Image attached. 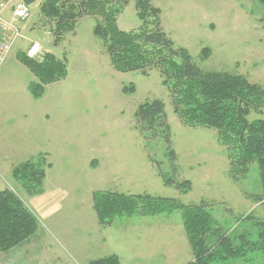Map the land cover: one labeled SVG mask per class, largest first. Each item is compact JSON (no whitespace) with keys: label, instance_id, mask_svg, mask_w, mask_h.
<instances>
[{"label":"rangeland","instance_id":"obj_1","mask_svg":"<svg viewBox=\"0 0 264 264\" xmlns=\"http://www.w3.org/2000/svg\"><path fill=\"white\" fill-rule=\"evenodd\" d=\"M40 1L29 6L30 16L22 23L25 26L23 39L17 42L0 68V189L13 192L31 212L38 224L35 235L44 233L33 248L42 245L40 241L45 235L57 238L53 236L54 230L62 231L61 218L66 212L61 208L71 203L66 194L68 190L81 189L72 196L80 197L77 199L80 202L85 199L81 194L91 185L95 189L93 193L117 192L125 196L169 200L183 207H201L215 221V228L221 235L246 232L250 240L255 241V224L264 222V203L258 201L261 183L257 165L251 163L247 172L235 179L227 149L219 144L216 131L186 126L182 122L173 111L170 91L162 84L157 68L145 70V75L115 71L103 41L93 33L99 20L96 17L79 21L72 32L55 44L52 26L39 14ZM136 2L129 0L118 15L117 26L121 31H137L144 23L153 25V17L147 16L145 22L139 19ZM148 4L159 11L161 30L174 46L189 53L202 72L239 75L264 89L263 4L256 0H148ZM31 42L38 43L41 48L32 60L42 62L46 54H51L61 60L67 70L64 79L44 87L38 101L28 91V85L36 80L18 60L21 54L26 55ZM204 48L208 49V57L201 60ZM131 86L132 90L124 93V89ZM155 99L164 105L169 144L159 131L156 134L143 131L136 124L138 107ZM21 109H57L64 113L68 109L66 128L53 141L62 147L64 157L57 154V150H53L51 159L43 157L45 170L51 167V161L54 167L48 171L46 179L44 170L38 195H29L11 177L15 166L29 160L31 141L39 131L35 122L21 115ZM257 119L264 120V107L248 116L249 121ZM56 155L62 163L54 160ZM114 156L133 158L124 177H97L103 174L100 171L95 172L94 177L95 173L87 171L88 159L107 160ZM58 171L62 172L61 176ZM165 180L172 183H165ZM184 183L187 185L181 189L177 187ZM129 184L132 192L122 193ZM53 205H59V209L51 215ZM128 219H146L153 223L144 240L135 246L143 244V250L151 251L153 248L149 247L157 246L155 241L159 236L153 235L160 234L164 246L171 248L173 259H167L169 264L193 262L183 210L172 207L159 213L122 215L106 227ZM46 239L45 246L51 243ZM17 250L15 247L5 255L0 253V264L37 262L36 257H25ZM228 264H264V256L248 254L229 260Z\"/></svg>","mask_w":264,"mask_h":264},{"label":"trees","instance_id":"obj_2","mask_svg":"<svg viewBox=\"0 0 264 264\" xmlns=\"http://www.w3.org/2000/svg\"><path fill=\"white\" fill-rule=\"evenodd\" d=\"M128 1L42 0L39 14L52 26L55 44L72 32L82 18L99 19L93 33L103 41L114 70L145 75V70L157 68L162 84L170 91L173 111L182 122L186 126H202L216 131L219 144L227 149L235 179L243 176L251 163L257 165L261 183L258 201L264 203V120H248L251 112L263 109L264 89L239 75L202 72L189 53L174 46L161 30L159 11L151 8L148 0H137L136 7L139 19L143 22L147 16L153 17V25L150 27L144 23L137 31H121L117 17ZM256 1L264 5V0ZM207 54L208 49L204 48L201 60L206 59ZM18 60L36 80L28 85V91L35 100L43 96L46 85L59 82L67 75L65 64L51 54H46L42 62L24 54ZM131 90L132 86L125 88L124 93ZM135 120L139 129L154 134L159 131L169 144V128L160 100L140 105ZM169 156L172 157L171 152ZM43 157L29 159L12 169V179L29 195L41 193L45 170ZM170 182L165 180V183ZM186 185L177 187L181 189ZM92 201L98 222L103 227L111 225L122 215L159 213L172 207L183 210L184 226L193 252V262L188 264H228L229 260L248 254L264 256V222L255 224L256 240L251 241L246 232L221 235L215 228V221L201 207H183L169 200L109 192L93 193ZM37 229V221L17 196L10 190H0V253L21 245L34 236ZM91 264L120 263L115 256H109Z\"/></svg>","mask_w":264,"mask_h":264},{"label":"crops","instance_id":"obj_3","mask_svg":"<svg viewBox=\"0 0 264 264\" xmlns=\"http://www.w3.org/2000/svg\"><path fill=\"white\" fill-rule=\"evenodd\" d=\"M1 1H11V3L15 4L21 0H0V2ZM36 1L37 0H35V2ZM41 2L42 0L40 3ZM4 16L9 18V9L5 11ZM86 18L88 17L82 18L80 21ZM23 24H20L21 31L25 30ZM73 33V37H75V31ZM21 115H23L26 120L28 117V119L35 122L37 124V129L39 130L35 134V139L31 141L32 145L30 144V153H28L29 159L36 157L37 155H43L46 159H51L53 150H57L56 153L64 157L62 147L57 144V141H53L55 139L57 140L61 132L66 128L65 123L68 121V109L66 113H64V111L59 112L57 109H37L31 111L21 109ZM50 125L51 127H49ZM42 143L46 145H42ZM31 151H33V153H31ZM108 158L109 159L107 160H103L101 157L88 159L86 161L88 167L87 171L93 174L98 171L103 173L102 175H97V177H124V173L128 171V165L133 162V158H127L126 156H114ZM58 159L59 156L56 155L54 160L58 163H62ZM50 165L51 167L45 170V179L48 171H51L54 167L53 161L50 162ZM53 173L57 176V171ZM60 173L62 172L58 171V176H61ZM95 176L96 173L94 174V177ZM92 186L93 185H91V188L89 189L85 188L86 191H84V194H81V197L85 196V199L80 202L77 201L80 197L75 199L72 196L78 191H81V189L78 190L76 188H71L68 190L66 194H68V201H71V203L64 204L61 208L66 212L61 218L62 231L60 232L53 228V236L56 235L57 238L45 235L49 238L48 240L44 237L46 241H50L52 244L49 243L45 246L46 242L44 239L40 241L42 242L41 246L39 244V246L35 245L33 248V244L39 242L38 238L42 237L40 235H44L43 233L32 236L26 240L24 243L16 247V249H18L17 251L21 254L23 253V256L25 257H36L37 262L35 264H41L42 262H44V264H90L95 260L108 256H116L121 264H169L167 259H173V256L170 255L171 248L164 246L165 241L160 234L153 235L154 237L159 236L155 241L157 246L149 247L153 248L151 251L143 250L145 249L143 244L141 247L138 245L135 246V243L138 244V242L144 240L146 233L150 230L149 227L153 226L152 222H148L146 219H128L117 222V224H123L117 225L115 223L110 227H101L93 210L92 193L95 189L92 188ZM129 186L131 185H127V187L121 192L127 194L131 193L132 191L129 190ZM54 207L56 208L54 209ZM50 209L51 211H54L51 215H54L59 209V205H53ZM49 224L52 226L50 222ZM134 227H138L139 229H134ZM57 246L61 247L62 250ZM45 252L46 255H44ZM2 254L5 255L7 253Z\"/></svg>","mask_w":264,"mask_h":264},{"label":"built area","instance_id":"obj_4","mask_svg":"<svg viewBox=\"0 0 264 264\" xmlns=\"http://www.w3.org/2000/svg\"><path fill=\"white\" fill-rule=\"evenodd\" d=\"M7 9L10 11L9 18L4 16ZM29 16V6H26L22 1L15 4L11 3V1L0 2V68L17 42L23 39L20 24L25 22ZM40 50L38 43L31 42L26 55L33 59L39 54Z\"/></svg>","mask_w":264,"mask_h":264},{"label":"water","instance_id":"obj_5","mask_svg":"<svg viewBox=\"0 0 264 264\" xmlns=\"http://www.w3.org/2000/svg\"><path fill=\"white\" fill-rule=\"evenodd\" d=\"M26 6H30L35 3V0H21Z\"/></svg>","mask_w":264,"mask_h":264}]
</instances>
